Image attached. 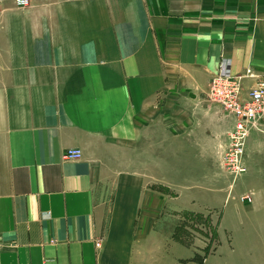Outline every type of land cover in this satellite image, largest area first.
I'll list each match as a JSON object with an SVG mask.
<instances>
[{
  "label": "crops",
  "instance_id": "obj_1",
  "mask_svg": "<svg viewBox=\"0 0 264 264\" xmlns=\"http://www.w3.org/2000/svg\"><path fill=\"white\" fill-rule=\"evenodd\" d=\"M246 69L264 76V0H0V264H264V120L239 197L193 210L141 172L174 106ZM192 210L217 214L207 251L175 236Z\"/></svg>",
  "mask_w": 264,
  "mask_h": 264
},
{
  "label": "rangeland",
  "instance_id": "obj_2",
  "mask_svg": "<svg viewBox=\"0 0 264 264\" xmlns=\"http://www.w3.org/2000/svg\"><path fill=\"white\" fill-rule=\"evenodd\" d=\"M210 105L205 94L199 104L174 106L171 120L157 125L159 132L161 129L164 132L166 125L173 124V135L169 136V132L159 137L158 168L151 170L145 167L150 162L149 153L142 161V174L148 178L151 173L157 175L159 193L173 198L175 204L188 200L193 210L205 208L214 196L227 193L228 196L239 197L249 192L255 182L250 172L234 178L226 168L224 149L228 144L227 133L216 134L211 129L209 119L215 111ZM216 115L219 117L218 112ZM254 135L256 131L250 133V139ZM250 139L247 138L246 144ZM263 174L261 170L254 177L261 179ZM193 210L178 213L175 236L193 247L200 242L207 251L212 244L217 214Z\"/></svg>",
  "mask_w": 264,
  "mask_h": 264
},
{
  "label": "built area",
  "instance_id": "obj_3",
  "mask_svg": "<svg viewBox=\"0 0 264 264\" xmlns=\"http://www.w3.org/2000/svg\"><path fill=\"white\" fill-rule=\"evenodd\" d=\"M19 8L29 5V0H14ZM249 81V84L245 83ZM206 98L220 111L234 119L232 129L227 132L228 144L225 147V166L234 178L246 173L243 163L246 140L252 131H261L264 120V76L246 69L244 74L230 76L220 71L210 79ZM82 157L79 149H68L63 159L78 160ZM241 202L252 203L251 196L243 195ZM97 247L100 243L96 244Z\"/></svg>",
  "mask_w": 264,
  "mask_h": 264
}]
</instances>
